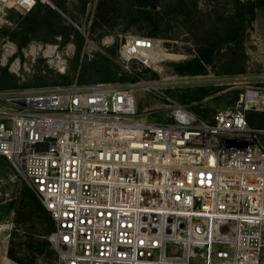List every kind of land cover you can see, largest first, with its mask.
I'll return each instance as SVG.
<instances>
[{"label":"built area","instance_id":"obj_1","mask_svg":"<svg viewBox=\"0 0 264 264\" xmlns=\"http://www.w3.org/2000/svg\"><path fill=\"white\" fill-rule=\"evenodd\" d=\"M40 4L55 7L0 0V30ZM28 47L33 62L57 49ZM162 50L130 37L120 59L155 71ZM199 79L0 90V157L50 214L55 264H264V132L247 120L264 95L248 88L209 123L166 93ZM138 91L165 103L152 120Z\"/></svg>","mask_w":264,"mask_h":264},{"label":"rangeland","instance_id":"obj_2","mask_svg":"<svg viewBox=\"0 0 264 264\" xmlns=\"http://www.w3.org/2000/svg\"><path fill=\"white\" fill-rule=\"evenodd\" d=\"M257 2L258 0H158L157 4L150 6L157 8L152 11L154 17L160 15L155 24H149L143 20L141 12L149 11V7H136L131 0H68L67 12H59L64 15L60 14L67 25L74 26L85 37L81 65L102 56L109 59L114 65L120 66L117 80L111 82L115 84H133L139 79L152 82L161 78L167 81L176 77L201 78L187 87L169 86L166 93L181 102L180 99L199 98L207 88L213 95L204 101L197 100L196 104L181 103L191 109L204 104L203 110L207 111L208 117H214L219 110L234 107L237 103L233 104L232 100L236 94L239 93L241 97L248 88L260 89L264 95V9L258 8L254 17L251 16L253 18L251 21H249L248 13L251 6ZM52 4L55 6L53 2ZM84 6L85 12L82 14L81 10ZM99 14L110 19L109 25L93 28L92 23ZM240 14H245L247 19V31L241 47L232 45L234 53L225 47L226 49L224 48L215 56L207 75L191 77L175 72L172 65L195 58L201 46L207 45L210 41L216 42L224 35L223 21L226 18ZM10 19L12 25L5 29L16 27V18ZM151 34H156L158 37L151 38L149 36ZM130 37H144L162 42L167 54L165 61L155 71L143 70L139 73V66L134 63L133 73L126 72L120 59V50L125 40ZM61 40L57 38L53 43L32 41L28 46L37 44L44 48L57 47L51 59H45L41 53L40 58L33 62L24 56V50H27L28 46L20 52L15 43L7 37H0V80L3 75L2 70H7L8 74L16 78L17 88H21L20 86L24 84H39L44 87L62 85L63 79L58 77V74H69L74 68L77 48L75 37H71L65 47H62ZM59 56L62 57L61 60H58ZM136 74H140L138 78ZM125 77L130 78L121 82L120 79ZM133 78L137 80L132 81ZM136 99L140 114L138 120H152V117L144 113L151 109H163L165 105L164 101L155 99L151 94L142 91L137 92ZM255 114L259 115L263 127L254 129L264 132V109ZM153 119L158 118L153 117ZM259 143L264 147V134L259 136ZM27 190L30 189L16 174L11 164L1 159L0 216L2 221L6 222V219L13 222L16 202ZM13 228L15 227L12 225L10 235L16 230ZM30 228L26 226L18 231V237H10L9 243L13 242L16 245L25 243L28 239L25 237L24 230L29 231ZM36 239L39 238L36 237ZM50 251L54 253V256H50L49 253L39 255L36 264H55V252L52 248ZM25 253L26 247L22 251V254Z\"/></svg>","mask_w":264,"mask_h":264},{"label":"trees","instance_id":"obj_3","mask_svg":"<svg viewBox=\"0 0 264 264\" xmlns=\"http://www.w3.org/2000/svg\"><path fill=\"white\" fill-rule=\"evenodd\" d=\"M68 0H52L56 9L48 5H38L32 12L27 15H22L16 12L10 14V18H16V27L13 29L0 30V37H7L10 41L15 43L20 52H22L32 41H42L44 43H53L57 38H61V45L65 47L70 41L71 37L76 39V54L74 56V68L66 75H59L63 79L61 86H71L75 83L78 85H89L94 83H111L117 80V74L120 70V66L114 65L109 59L101 57L91 62H86L81 65L80 59L83 53L85 44V37L72 25H67L64 22L63 17L59 11L67 12L66 2ZM136 7L148 8L157 4L158 0H131ZM133 7V6H132ZM258 8L264 9V0H258L249 9L250 15L249 21L253 20L255 12ZM85 6L82 8L81 13L84 14ZM143 20L149 24H155L160 18V15L154 17L153 12L143 11L141 12ZM252 16V17H251ZM98 18L92 23L93 28H101L105 25H109V18L105 15L99 14ZM138 21V20H137ZM246 22L247 19L244 15H234L226 18L223 21L225 26V33L216 42L210 41L207 45L201 46L198 55L186 62L172 65L175 72L182 76H204L208 74V68L213 64L215 56L220 54L226 47L230 49L232 53L234 50L232 45L241 47L246 35ZM151 38L158 37L156 34L149 35ZM225 48V49H226ZM2 79L0 80V90L15 89L18 87L17 80L13 75L8 74L7 70H2ZM125 73V72H124ZM240 73V72H238ZM125 77L120 79L121 82H125ZM138 78V77H137ZM137 80L133 78L132 81ZM77 81V82H76ZM115 84V83H112ZM17 89H28L44 87L39 84H24ZM213 94L211 90L205 88L203 93L197 99H180L181 102L190 104H196L197 100L204 101ZM239 93L236 94L232 100L233 104L239 101ZM179 102V103H181ZM182 105H185L181 103ZM204 104H200L197 107H193V111L198 117L206 120L209 123H213L214 117H208L207 111H204ZM187 106V105H186ZM247 120L252 128L261 129L263 124L259 119V115L255 114V111L247 113ZM252 124V125H251ZM1 159H4L0 157ZM5 160V159H4ZM15 232L11 235V238L18 237L17 232L24 229L26 226H30L29 231H25V237L28 239L25 243L14 244L10 242L8 257L16 264H36L39 255L49 253L50 256H54V253L50 251L51 245L48 242L49 235L54 230V223L50 214L43 207L37 196L30 190H27L25 194L16 202V211L14 213L13 220ZM38 237L39 239H36ZM26 247V253L22 254L23 249Z\"/></svg>","mask_w":264,"mask_h":264},{"label":"crops","instance_id":"obj_4","mask_svg":"<svg viewBox=\"0 0 264 264\" xmlns=\"http://www.w3.org/2000/svg\"><path fill=\"white\" fill-rule=\"evenodd\" d=\"M1 218L2 217L0 216V264H16L8 257L10 246L9 239L11 237L9 231L14 224L12 221H8L6 219V222H4Z\"/></svg>","mask_w":264,"mask_h":264},{"label":"water","instance_id":"obj_5","mask_svg":"<svg viewBox=\"0 0 264 264\" xmlns=\"http://www.w3.org/2000/svg\"><path fill=\"white\" fill-rule=\"evenodd\" d=\"M53 9L57 10L56 7H54ZM148 9H149V11L152 12V11H154V10L157 9V8H156V7H149ZM59 13H60L61 15H63L61 12H59ZM63 16H64V15H63Z\"/></svg>","mask_w":264,"mask_h":264},{"label":"bare ground","instance_id":"obj_6","mask_svg":"<svg viewBox=\"0 0 264 264\" xmlns=\"http://www.w3.org/2000/svg\"><path fill=\"white\" fill-rule=\"evenodd\" d=\"M164 51L162 50V53H163ZM162 57H164V59L166 58V55H164V53H163V55H162Z\"/></svg>","mask_w":264,"mask_h":264}]
</instances>
